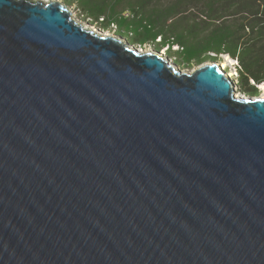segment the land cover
<instances>
[{"label": "water", "instance_id": "1", "mask_svg": "<svg viewBox=\"0 0 264 264\" xmlns=\"http://www.w3.org/2000/svg\"><path fill=\"white\" fill-rule=\"evenodd\" d=\"M0 0V264H264V96Z\"/></svg>", "mask_w": 264, "mask_h": 264}, {"label": "trees", "instance_id": "2", "mask_svg": "<svg viewBox=\"0 0 264 264\" xmlns=\"http://www.w3.org/2000/svg\"><path fill=\"white\" fill-rule=\"evenodd\" d=\"M63 1L131 43L166 47L178 63H223L228 55L247 93L264 85V0Z\"/></svg>", "mask_w": 264, "mask_h": 264}, {"label": "rangeland", "instance_id": "3", "mask_svg": "<svg viewBox=\"0 0 264 264\" xmlns=\"http://www.w3.org/2000/svg\"><path fill=\"white\" fill-rule=\"evenodd\" d=\"M69 9H70V11L73 13V15H74L76 18L82 20L83 24H87V23H89V24H92V26H94V27H96V28H98V29L104 30V31L107 32V33L109 32V33L118 34V33L116 32V30H115V29H116L115 27L108 28V29H103V28H101V25H100L99 23H96V22H95V23H94V22L92 23L88 18H84V17H83V14H81L80 11H79L74 5H69ZM118 35H119V34H118ZM122 37H123L126 41H129L125 36H122ZM129 42H130V41H129ZM131 44H133V45H135V46H139V47H141L143 50H149V49L154 50V49H157L153 43H150V44L147 43L146 45H143V46H141V45H139V44H134V43H131ZM165 49H166V47L163 48L161 51L164 52ZM166 54H167L169 57H171V59L176 63V64L174 63V64L176 65V67L181 68V69H183V70H193V69L197 68L199 65L203 64L204 62H211V60H207V61H204V62H202V63H193V64H191V65H185V64H182V63H178V62H176V58H175L174 56H170L168 52H166ZM222 58H223L222 61H225V63H226V68H224V70H227L228 73L234 72V76L232 75V76H230V77L234 80L235 86H236V88H238V90H239L238 93L241 94V95H245V96H247L248 93L241 89V87H240V85H239V83H238V78H236V77L238 76L237 72L235 71V70H236V69H235V63H236V61H235L234 59H231L229 56H223ZM217 62L220 63V61H217ZM222 64H224V63H221V65H222ZM257 88L260 89V92H257L258 94H257V93H255V94H253V93H249V94H253L254 96H258V95L263 94V92H264V85H260V86L257 87Z\"/></svg>", "mask_w": 264, "mask_h": 264}, {"label": "bare ground", "instance_id": "4", "mask_svg": "<svg viewBox=\"0 0 264 264\" xmlns=\"http://www.w3.org/2000/svg\"><path fill=\"white\" fill-rule=\"evenodd\" d=\"M74 16V15H73ZM228 56V55H227ZM230 57V56H229ZM224 64H222V65H219L222 69H224V68H226V63H225V61L223 62ZM227 75L230 77V76H234V72H231V73H227ZM235 88H236V86H235ZM239 90H238V88H236V95H240L239 93ZM262 96H264V92H263V94H261Z\"/></svg>", "mask_w": 264, "mask_h": 264}]
</instances>
